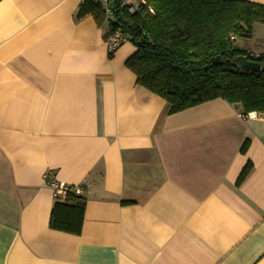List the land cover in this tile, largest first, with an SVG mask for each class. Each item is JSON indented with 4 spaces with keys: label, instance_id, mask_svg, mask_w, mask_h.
<instances>
[{
    "label": "crops",
    "instance_id": "1",
    "mask_svg": "<svg viewBox=\"0 0 264 264\" xmlns=\"http://www.w3.org/2000/svg\"><path fill=\"white\" fill-rule=\"evenodd\" d=\"M82 1L0 0V264H264V112L168 113ZM47 172L84 184L80 234L50 227Z\"/></svg>",
    "mask_w": 264,
    "mask_h": 264
},
{
    "label": "trees",
    "instance_id": "2",
    "mask_svg": "<svg viewBox=\"0 0 264 264\" xmlns=\"http://www.w3.org/2000/svg\"><path fill=\"white\" fill-rule=\"evenodd\" d=\"M147 8L130 14L115 8L112 18L94 0H83L76 17L91 14L97 25L108 23V33L119 29L136 46L127 60L136 82L162 97L173 114L198 104L224 99L243 112H264V55L235 47L236 38H251L253 26L264 24V5L249 0H146ZM258 61L257 73L239 69L235 58ZM218 58V59H217ZM249 142L241 151L245 153ZM253 168L248 162L237 185ZM85 203L82 195L68 193L52 208L50 227L73 234L82 232Z\"/></svg>",
    "mask_w": 264,
    "mask_h": 264
},
{
    "label": "built area",
    "instance_id": "3",
    "mask_svg": "<svg viewBox=\"0 0 264 264\" xmlns=\"http://www.w3.org/2000/svg\"><path fill=\"white\" fill-rule=\"evenodd\" d=\"M102 7L106 19L109 20L112 18L115 8L120 7L130 14H136L144 11L147 8V11L154 13V10L149 6L146 0H94ZM129 42L128 38L119 30L113 31L107 37V46L108 52L110 54L114 53L119 47L123 44ZM253 56L259 57V53H252ZM257 111H249L247 113L243 112L241 115L243 117H256ZM44 182L46 185L50 186L59 200H64L68 193L73 192L76 195H83L84 193V184L79 185H69L64 182H61L56 179L55 175L52 172H47L44 175Z\"/></svg>",
    "mask_w": 264,
    "mask_h": 264
},
{
    "label": "water",
    "instance_id": "4",
    "mask_svg": "<svg viewBox=\"0 0 264 264\" xmlns=\"http://www.w3.org/2000/svg\"><path fill=\"white\" fill-rule=\"evenodd\" d=\"M235 63L239 69L246 72L257 73L263 70V66L260 62L249 60L245 55L237 56L235 58Z\"/></svg>",
    "mask_w": 264,
    "mask_h": 264
},
{
    "label": "rangeland",
    "instance_id": "5",
    "mask_svg": "<svg viewBox=\"0 0 264 264\" xmlns=\"http://www.w3.org/2000/svg\"><path fill=\"white\" fill-rule=\"evenodd\" d=\"M255 30L256 34L254 36V39L249 40V38H244L249 42L250 44H253L255 46H260L264 42V24L262 23H256L255 24Z\"/></svg>",
    "mask_w": 264,
    "mask_h": 264
}]
</instances>
